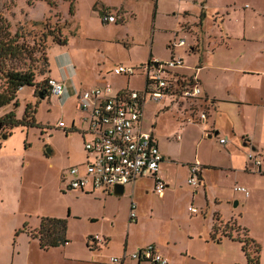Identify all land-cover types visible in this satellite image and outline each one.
I'll return each instance as SVG.
<instances>
[{"label":"rangeland","instance_id":"374dc122","mask_svg":"<svg viewBox=\"0 0 264 264\" xmlns=\"http://www.w3.org/2000/svg\"><path fill=\"white\" fill-rule=\"evenodd\" d=\"M92 2L0 0V20L12 34L22 35L29 49L17 58L0 60V90L1 70L8 67L32 68L41 87H45L47 72L63 84L60 97L48 94L44 98L37 91L33 93L32 86H23L16 93L17 104L11 102L0 107V115L13 111L20 117L30 104L38 123L26 128L23 135L20 129L15 130L4 142L0 136V144L8 150H18L25 144L17 156L7 157L10 197L6 207L14 211L7 222L10 227L22 230L14 241L23 246L31 244L34 241L25 230L37 225L41 217L56 216L68 221L69 254L78 258L69 264H107L109 257L122 251L125 243L128 251L134 244L154 243L168 264H246L244 243L237 240L246 237L258 245V264H264V174H260L264 173V154L253 150L248 160L249 152L241 147L240 138L230 139L232 136L224 132L231 128L235 134L244 131L262 144L264 152V138L256 128L257 114L252 106L242 110H236V105L224 106L225 114L216 118L220 134L210 133L211 137H207V133H202L204 124L181 125L174 106L155 113L160 103H149L144 110V126L155 123L159 147L166 146L165 155L174 160L160 173L170 180L160 197L151 191L147 178L125 186L118 196L111 190L84 195L63 189V174L84 161V140L79 132L84 125L76 110L81 90L105 81L114 90L127 85L140 88L143 80L139 60L149 59L150 51L161 59H169L168 41L179 37L185 39L186 45L177 47L175 53L183 56L184 66H189L186 71L190 72L198 60L196 54L187 52L194 35L197 40L202 35V53L209 59L208 64L225 66L221 74L225 81L237 78L236 68L245 65L262 68L264 55L259 54L257 42L243 46L233 40L229 49L217 43L225 33L238 36L244 31L254 37L264 36V0H124L134 16L107 24L101 21L97 3ZM228 4L234 5L229 8ZM202 6L206 17L198 25ZM217 11L223 13L224 27L218 21L221 15H213ZM54 38L66 43L58 44ZM120 64L135 67V74L114 75L113 68ZM221 87L217 84L219 91ZM232 92L244 94L242 88H233ZM189 108L186 107L184 117ZM60 120L68 126L74 122L77 130L69 133L58 128ZM12 130L4 127L0 132ZM178 133L181 138L175 141L172 138ZM219 138H226V143L219 144ZM196 161L220 167L205 171L209 182L205 196L201 190L196 195L194 188L186 184L188 164ZM245 163L246 168L257 172L245 171ZM237 185L243 186L249 196L234 191ZM15 187L17 197L11 199V194H16ZM131 204L135 206L136 222L129 218ZM191 205L198 209L196 214L188 211ZM89 234L106 236L108 244L100 246L98 253L90 250L86 247ZM253 243L248 246L250 251L254 249ZM59 258L58 251L51 252V264Z\"/></svg>","mask_w":264,"mask_h":264},{"label":"built area","instance_id":"2783aa9c","mask_svg":"<svg viewBox=\"0 0 264 264\" xmlns=\"http://www.w3.org/2000/svg\"><path fill=\"white\" fill-rule=\"evenodd\" d=\"M101 20L104 23H114L118 17L108 13L103 14ZM185 42L184 38L179 37L172 45L184 46ZM183 66V58L179 55L165 61L152 60L140 65L143 76L141 89L124 87L114 90L105 81L78 93L76 110L84 125L79 131L84 140V161L74 164L63 174V189L88 193L98 190L109 192L116 186L124 188L139 178L152 177L154 193L159 197L163 195L166 184L159 175L163 156L156 138L143 127L144 108L147 103H161L166 97L195 107L202 89L195 76L186 77L177 72ZM134 68L130 65H117L112 73L133 76ZM45 89L49 95L60 97L63 84L48 77ZM206 120L205 111L198 110L196 116L188 117V121L192 123L204 124ZM57 127L69 133L77 130L74 122L68 126L63 120L58 121ZM86 136H90V139L86 140ZM226 141V138H219L220 144H225ZM252 154L248 153V160H251ZM257 164L261 165V162L258 161ZM201 169L202 166L197 161L189 165L187 184L194 189L202 183ZM234 190L245 196L249 195L243 186L237 185ZM130 210L129 218L135 222L134 204H131ZM188 211L196 214L198 209L191 205ZM87 242L91 247L97 248L106 244L107 238L94 234L87 238ZM130 261L135 264H168L167 258L152 243L109 257L110 264H129Z\"/></svg>","mask_w":264,"mask_h":264},{"label":"crops","instance_id":"0c3cea01","mask_svg":"<svg viewBox=\"0 0 264 264\" xmlns=\"http://www.w3.org/2000/svg\"><path fill=\"white\" fill-rule=\"evenodd\" d=\"M123 1L124 0H119V2H117V3H109V2H104L103 0H93L92 4L97 3L98 8L96 10L99 12L100 16H102L103 14H108V13L114 14L116 17H118V20L114 23H118V21H120V20H123V22H124L129 16H134L132 11H130L127 8V6L123 3ZM203 3H204V1L201 4L203 5ZM232 5H234V4H228L227 7L232 8ZM245 5H247V4H245ZM155 7L157 9L158 4ZM91 8H92V6H91ZM156 11L157 10H155V14H154L155 17H156V13H157ZM185 12H187V11H184V13ZM217 13L221 15V17L218 21L223 26V24L225 22L224 17H223V13H219V11H217L213 15H216ZM201 14H202V16H201ZM205 17H206V13H205L204 8L202 6L201 11L199 13L198 25H202V22H203ZM213 22H215V21H213ZM201 37H202V35H201ZM201 37H200V39L197 40V37L194 35V40L189 45V51H187V52L196 54L198 57L197 62L195 64H193L194 69H191L190 72L186 71L187 68L189 67L188 65L177 69V72H179L180 74H182L186 77L195 76L197 78V80L201 86V89H202V95H201L200 99H198L195 102L196 105H195V107H193L189 103H183V105L181 106L180 103H177L174 100H172L171 98L167 97V99L165 98L160 103V106L156 109L155 113H159L160 111H164V110L169 109L170 107L174 106L176 108V114H177L178 118L181 119L180 120L181 125H185V124H198V122H196V123L189 122L188 117L196 116V112L198 110L199 111H205L207 113V120L202 127L203 128L202 133H204V134L207 133V137H208V135H211L210 133H213L214 135L220 134V130L218 128L216 118L222 117L225 114L224 106H227V105H234L235 106L236 105L237 106L236 110H242V108H244L246 106H252V108H254V111L257 114L256 121H255L256 128L259 129V134L261 135L262 138H264V67L258 68V67H254L251 65H245V66L236 68L235 72L238 75L237 78L233 81H225L221 76L222 72L224 71V70H222V68L224 69L225 66L209 65L208 64L209 59L204 57V55L202 53L203 44L201 43V40H202ZM174 40L175 39L173 38V39H170L168 41V45H167V47L169 49L168 58H170L172 56H178V54L175 53V49L177 47H181V46H173L172 43ZM233 40L239 41L243 46H247L246 44L249 42H257V44H259V49H258L259 54L261 56L264 55V36H261L260 38L257 36L254 37L252 35L246 34V32H244V31H241V33L238 36H229L227 33H225L224 35L222 34L219 36V42L217 43V45L219 46L221 43V45L223 46L224 49H229ZM197 43L199 45L197 48H195V45ZM185 45H186V42H185ZM213 50H214V48L211 49V51H213ZM149 56H150L149 59H146V60L141 59V60H139L138 63H141L140 65H142V64H145V63L152 61V60L165 61V59H161L158 56H155L152 53V51H150ZM179 56H181L183 58L182 55H179ZM183 62H184V58H183ZM47 74L49 77L59 81L58 77L51 76V74L48 72H47ZM141 77L143 80L142 75H141ZM217 84L219 86L222 85L220 91L217 88ZM124 87L141 89L142 85L140 88L131 87L129 85L121 86V87L116 88V90L124 88ZM233 88L234 89L242 88L244 90V94L242 96H238V95L233 94V92H232ZM33 93H34V88H33ZM249 93H251L252 95H249ZM49 96H51V95H49ZM148 104L149 103H147L145 107H147ZM186 107H190L189 108L190 110L188 111V114L184 117ZM180 108L182 109L181 113L179 111ZM144 110H145V108H144ZM195 110H196V112H195ZM22 115H23V113H22ZM22 115L20 117L17 116V118H21ZM0 116H2V115H0ZM143 121H144V115H143ZM143 127L145 130L150 131L153 134V136L156 138L157 145L159 147L158 139L154 135L155 123L149 125V127H147V128L144 126V123H143ZM17 129L21 130L20 132L22 135H23L24 131L27 130L26 127H23V126L15 127L11 131V135L8 136V138H10L13 135L14 131ZM224 132L227 135L230 134L232 136V138L230 137V139L240 138V143L242 144L241 147L243 149L244 148L247 149V152L250 153V152H253V150H257V151L264 154V152L262 151L263 150L262 144L259 141H257L255 138H249L248 137L249 135L246 134L244 131H242L240 134H235L234 130L231 128V130H227ZM178 136H179V138H178ZM180 138H181V136L178 133L172 139H174L175 141H179ZM1 140H3V142L6 141V139L5 140L1 139ZM23 149H25L23 143H22V145H20V149H18V150H15L14 148H11L10 150H8V149H6V147L4 145H2V143L0 144V264H51V252H57V251L60 253V258L58 259V261H56L55 263L53 262L52 264H69L71 261L77 260L78 258H76L75 256H71L69 254L70 251L68 250V242L63 246L51 247L47 250H43L39 247L37 239H34V238H30L34 242H32L31 244L28 243L26 246H23V245L18 244V243L16 244V241H14L15 237H17V235L19 233H22V231H20L15 236V232H16L17 228L10 227L8 225V222H7L9 214L10 213L14 214L13 210H8L6 207V201L10 197L9 192H8L7 157L9 155H11V156L16 155L17 156V153L22 152ZM159 150L163 156V160L160 162V166H159V175L165 181V184H166L165 189H166V187L170 183V180H168L164 175L162 176L160 173H162V169L164 170L169 165L171 166V164L174 162V160L170 156L165 155L166 154V146H163V148L159 147ZM166 159L168 161H166ZM79 162H77V163H79ZM197 162L202 166V169H201L202 183L198 188L194 189V193L197 195L199 193V191L201 190V193L205 196L206 192L208 191V188H209V184H208L209 182H208L207 177L205 175V171L209 170V169L210 170L217 169L220 167L216 166L215 164H210L208 162H206V163L201 162V161H197ZM189 165H190V163L188 164V167H187V177H188ZM244 169H245V171H249V172L254 171L253 169L251 170L249 168H246V163L244 165ZM254 172H257V171H254ZM260 174H264V173H260ZM15 177L16 176L13 175V178H15ZM142 178L150 179L151 191L154 193V191H153V178L152 177H142ZM142 178H139V179H142ZM139 179H137V180H139ZM13 184H14V181H13ZM133 184L131 186H133ZM186 184H187V179H186ZM15 189H16V187L14 188L13 192L15 191ZM68 192H73V191H68ZM77 192H79V191H77ZM14 193H16V194L14 195L12 193L11 199L13 197H17L18 192L15 191ZM79 193L87 195V194H96L98 192L95 191L92 193L91 192L90 193L79 192ZM101 193L104 194L107 192L101 191ZM243 196L248 197L249 195L245 196L243 194ZM193 197H194V195H192V198ZM68 215H69V213H68ZM54 217H56V216H54ZM58 218H63V217H58ZM66 221H67V219H66ZM38 224L33 226L29 230L35 229L38 226ZM67 227H68V221H67ZM25 231L28 232L27 229ZM89 236H92V234H89ZM104 237L107 238L106 236H104ZM87 238H86V247L90 248L91 246L87 242ZM107 240H108V238H107ZM106 244H108V241L106 242ZM146 244H148V243H146ZM146 244H143V243L142 244H134L133 248L130 251H132L138 247H141L143 245H146ZM152 244H154V243H152ZM127 247H128L127 243H125L122 251H119V253H117L116 255H113V256H119L123 253V251H128ZM97 248L91 247L90 250L98 253V251H100L101 248L99 247L98 250H96ZM95 258L97 259L98 257H95ZM107 264H110L109 261ZM129 264H135V263L133 261H130Z\"/></svg>","mask_w":264,"mask_h":264},{"label":"trees","instance_id":"16d2710c","mask_svg":"<svg viewBox=\"0 0 264 264\" xmlns=\"http://www.w3.org/2000/svg\"><path fill=\"white\" fill-rule=\"evenodd\" d=\"M69 11L70 13L72 12V5L69 6ZM21 38H23L22 35L18 34L17 32L12 34L9 30V27L7 25H3L2 21L0 20V60L17 58L24 54V51L29 50L28 45H26L25 41ZM53 40L58 44L66 43V41L60 38H54ZM1 74L3 76V87L0 90V107H3L11 102L17 104L15 102L16 93L23 86H32L34 88V92L37 91L38 96H42L41 98H44L49 94L45 87H41L38 85V83H36L34 70L30 67H8L5 70L2 69ZM30 111L32 114H30ZM34 113L35 109H32L30 104L25 106L21 118H17L13 111H9L0 116V130H2L4 127L12 130L18 126H23L26 128L38 126V123L34 118ZM1 134H7L10 136L11 132L9 131L7 133H3L1 131L0 136ZM20 231L22 230H16L15 236ZM27 233L30 238L37 239L39 247L43 250H47L51 247L63 246L69 242L67 237V221L65 218L47 216L41 217L38 226L35 229L28 230ZM237 240L241 243H244L242 244V251H244L246 255V264H258V245L253 243V241L247 237L245 240ZM250 242L253 243V251H250L248 248Z\"/></svg>","mask_w":264,"mask_h":264},{"label":"water","instance_id":"95a60500","mask_svg":"<svg viewBox=\"0 0 264 264\" xmlns=\"http://www.w3.org/2000/svg\"><path fill=\"white\" fill-rule=\"evenodd\" d=\"M42 96L40 95V98H41ZM208 137H211V135H208ZM8 138V135L7 134H1V139H7ZM46 153L47 154H49L50 153V149L49 148H47V150H46ZM123 191H124V188H123V186H116V187H114L113 188V194L115 195V196H118V195H121L122 193H123ZM237 204V201H235V205Z\"/></svg>","mask_w":264,"mask_h":264}]
</instances>
